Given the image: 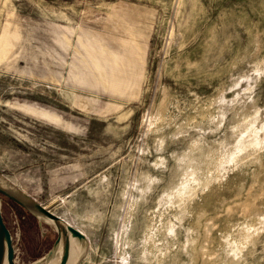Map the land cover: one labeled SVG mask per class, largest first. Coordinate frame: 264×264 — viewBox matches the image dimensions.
I'll return each instance as SVG.
<instances>
[{
	"label": "rangeland",
	"instance_id": "374dc122",
	"mask_svg": "<svg viewBox=\"0 0 264 264\" xmlns=\"http://www.w3.org/2000/svg\"><path fill=\"white\" fill-rule=\"evenodd\" d=\"M0 173L79 264H264V0H0ZM23 211L38 264L56 232Z\"/></svg>",
	"mask_w": 264,
	"mask_h": 264
},
{
	"label": "water",
	"instance_id": "95a60500",
	"mask_svg": "<svg viewBox=\"0 0 264 264\" xmlns=\"http://www.w3.org/2000/svg\"><path fill=\"white\" fill-rule=\"evenodd\" d=\"M6 199L33 218L44 222L56 232V238L43 258L37 260L38 264H68L74 245L83 246V254L73 264H79L86 256L89 246L86 236L64 219L52 213L49 207L41 205L37 200L28 195L13 181L0 173V264H15V249L13 236L7 227L2 214V201Z\"/></svg>",
	"mask_w": 264,
	"mask_h": 264
},
{
	"label": "bare ground",
	"instance_id": "6f19581e",
	"mask_svg": "<svg viewBox=\"0 0 264 264\" xmlns=\"http://www.w3.org/2000/svg\"><path fill=\"white\" fill-rule=\"evenodd\" d=\"M22 109H23V107H22ZM40 114L44 115V117L47 116V118L50 117L51 120L53 119L58 124L61 123L60 120L56 116H54L53 114H50L49 115V113L46 112V111L45 112L41 111ZM83 251H84L83 246H76V245H74V248H73V251H72V255H71V258H70V261H69L68 264H73L74 262H77L80 259L81 255L83 254Z\"/></svg>",
	"mask_w": 264,
	"mask_h": 264
},
{
	"label": "trees",
	"instance_id": "16d2710c",
	"mask_svg": "<svg viewBox=\"0 0 264 264\" xmlns=\"http://www.w3.org/2000/svg\"><path fill=\"white\" fill-rule=\"evenodd\" d=\"M10 202V201H9ZM11 204H13V205H15L14 203H12V202H10ZM16 206V205H15ZM18 207V206H17ZM24 212V211H23ZM25 214L27 215V216H29V214H27L26 212H25Z\"/></svg>",
	"mask_w": 264,
	"mask_h": 264
}]
</instances>
